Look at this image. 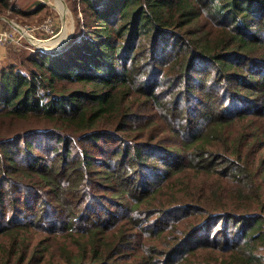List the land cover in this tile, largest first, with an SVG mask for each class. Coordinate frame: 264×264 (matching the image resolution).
Here are the masks:
<instances>
[{
    "label": "trees",
    "instance_id": "trees-1",
    "mask_svg": "<svg viewBox=\"0 0 264 264\" xmlns=\"http://www.w3.org/2000/svg\"><path fill=\"white\" fill-rule=\"evenodd\" d=\"M79 1L0 65V264H264V0Z\"/></svg>",
    "mask_w": 264,
    "mask_h": 264
},
{
    "label": "rangeland",
    "instance_id": "rangeland-1",
    "mask_svg": "<svg viewBox=\"0 0 264 264\" xmlns=\"http://www.w3.org/2000/svg\"><path fill=\"white\" fill-rule=\"evenodd\" d=\"M6 2V5L0 4V17L4 19L6 18L7 26L22 32V30L18 28V26H20L35 38L49 41L47 44H42L41 42L37 44L36 41L33 43L30 42L26 36L23 37L21 39V46H26V48L22 47V49L15 48L11 50V58L5 60L0 64L1 66L10 62H17L26 52L32 50V48L40 51L37 47L41 45L47 46V49L50 50L58 46H60L58 49L63 48L68 44L71 38L76 36L74 33H77L79 30L76 26V19H79L81 24L83 23L82 10L84 6L79 0H6ZM46 24L48 25V28H45ZM78 34L81 35V33ZM44 50L40 52H50L46 51V49ZM204 68L205 70H202V74L204 75H207L212 71L211 67ZM207 78L208 76L206 77V80ZM43 143L44 142H42V144ZM103 144L106 148H109L112 145V142H103ZM20 146L22 147V143ZM5 188H8V185H6ZM111 208L113 211H116L117 216L121 214L120 211L124 212L119 206H112ZM56 239L57 241L62 240L61 237H57ZM56 245V241L53 240L51 250L52 259L54 261L59 259Z\"/></svg>",
    "mask_w": 264,
    "mask_h": 264
},
{
    "label": "built area",
    "instance_id": "built-area-1",
    "mask_svg": "<svg viewBox=\"0 0 264 264\" xmlns=\"http://www.w3.org/2000/svg\"><path fill=\"white\" fill-rule=\"evenodd\" d=\"M5 19L0 17V48L7 47L8 45L11 44L22 45L21 39L25 37L24 33L17 29H12L11 27L7 26L6 25L7 21ZM45 28H48L47 24L45 25Z\"/></svg>",
    "mask_w": 264,
    "mask_h": 264
},
{
    "label": "bare ground",
    "instance_id": "bare-ground-1",
    "mask_svg": "<svg viewBox=\"0 0 264 264\" xmlns=\"http://www.w3.org/2000/svg\"><path fill=\"white\" fill-rule=\"evenodd\" d=\"M18 28L20 30H22V32L24 33V35L29 39L30 42L35 43L34 41H36L37 44H39V42H41L42 44H47L49 40H40L38 38H35L32 34L27 33L26 30L20 26H18ZM51 40V39H50ZM41 50V49H40Z\"/></svg>",
    "mask_w": 264,
    "mask_h": 264
},
{
    "label": "crops",
    "instance_id": "crops-1",
    "mask_svg": "<svg viewBox=\"0 0 264 264\" xmlns=\"http://www.w3.org/2000/svg\"><path fill=\"white\" fill-rule=\"evenodd\" d=\"M8 47L0 48V62L4 59Z\"/></svg>",
    "mask_w": 264,
    "mask_h": 264
},
{
    "label": "water",
    "instance_id": "water-1",
    "mask_svg": "<svg viewBox=\"0 0 264 264\" xmlns=\"http://www.w3.org/2000/svg\"><path fill=\"white\" fill-rule=\"evenodd\" d=\"M38 46V45H37ZM66 46V45H65ZM58 47H60V46H58ZM58 47H55L54 49H47L48 47L47 46H43V45H41V46H38L37 48H39V49H41V50H44V49H46V51H50V52H53V51H56V50H59L58 49ZM62 49V48H61Z\"/></svg>",
    "mask_w": 264,
    "mask_h": 264
}]
</instances>
